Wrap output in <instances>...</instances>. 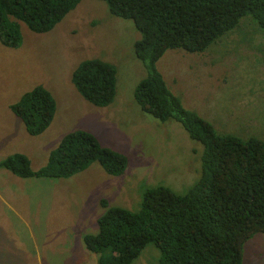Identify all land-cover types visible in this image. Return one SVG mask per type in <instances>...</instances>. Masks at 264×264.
I'll return each instance as SVG.
<instances>
[{"label":"rangeland","instance_id":"1","mask_svg":"<svg viewBox=\"0 0 264 264\" xmlns=\"http://www.w3.org/2000/svg\"><path fill=\"white\" fill-rule=\"evenodd\" d=\"M18 25L20 44L0 43V161L23 153L38 169L66 135L86 130L123 154L126 165L115 176L95 161L68 178H21L0 165V264H97L82 236L97 231L102 196L137 210L144 188L184 194L201 174L203 145L174 118L141 109L133 95L147 75L133 49L140 32L129 18L111 14L105 1L80 0L47 32ZM87 58L116 67V92L105 106L89 103L74 87V69ZM156 68L183 106L219 133L264 141V37L250 16L203 52L167 49ZM40 85L56 110L42 133L29 135L12 106ZM158 255L147 244L131 264H159ZM243 264H264V233L244 243Z\"/></svg>","mask_w":264,"mask_h":264},{"label":"trees","instance_id":"2","mask_svg":"<svg viewBox=\"0 0 264 264\" xmlns=\"http://www.w3.org/2000/svg\"><path fill=\"white\" fill-rule=\"evenodd\" d=\"M80 0H0V43L21 42L18 21L38 33L51 30ZM111 14L129 18L140 32L134 53L147 75L134 88L141 109L160 120L174 118L189 137L203 145L201 174L184 194L165 186L147 187L139 208L110 205L97 231L85 234L86 249L97 264H131L147 244L160 252L159 264H243V245L264 233V141L219 133L212 122L187 110L156 68L167 49L203 52L250 16L264 37V0H103ZM73 72L78 93L95 106H105L116 92V67L99 58L80 61ZM31 135L42 133L56 110L51 93L34 86L12 106ZM98 161L120 175L126 157L103 147L86 130L66 135L50 151L46 164L32 169L23 153L8 155L0 165L23 177L68 178Z\"/></svg>","mask_w":264,"mask_h":264},{"label":"crops","instance_id":"3","mask_svg":"<svg viewBox=\"0 0 264 264\" xmlns=\"http://www.w3.org/2000/svg\"><path fill=\"white\" fill-rule=\"evenodd\" d=\"M29 134V133H28ZM30 135V134H29ZM21 178H23V177H21ZM29 178V177H28ZM76 184H79V182H76ZM0 191H2V190H0ZM107 194H109V193H107ZM111 199V198H110ZM112 201V203H113V205H114V201H113V199L111 200Z\"/></svg>","mask_w":264,"mask_h":264},{"label":"clouds","instance_id":"4","mask_svg":"<svg viewBox=\"0 0 264 264\" xmlns=\"http://www.w3.org/2000/svg\"><path fill=\"white\" fill-rule=\"evenodd\" d=\"M57 24H58V23H57ZM25 130H26V128H25ZM26 131H27V130H26ZM27 133H28V131H27ZM30 135H31V134H30ZM90 165H91V164H90ZM90 165H89V166H90ZM89 166H88V167H89ZM88 167H87V168H88ZM87 168H86V169H87Z\"/></svg>","mask_w":264,"mask_h":264}]
</instances>
